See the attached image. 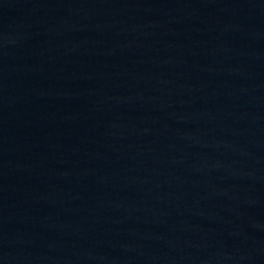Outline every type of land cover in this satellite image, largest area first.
I'll use <instances>...</instances> for the list:
<instances>
[{
  "label": "water",
  "instance_id": "95a60500",
  "mask_svg": "<svg viewBox=\"0 0 264 264\" xmlns=\"http://www.w3.org/2000/svg\"><path fill=\"white\" fill-rule=\"evenodd\" d=\"M0 264H264V0H0Z\"/></svg>",
  "mask_w": 264,
  "mask_h": 264
}]
</instances>
